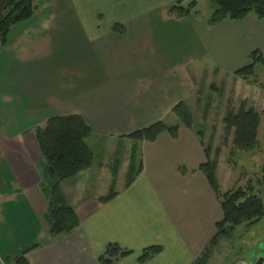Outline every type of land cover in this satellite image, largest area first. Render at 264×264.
Here are the masks:
<instances>
[{
    "label": "crops",
    "instance_id": "obj_1",
    "mask_svg": "<svg viewBox=\"0 0 264 264\" xmlns=\"http://www.w3.org/2000/svg\"><path fill=\"white\" fill-rule=\"evenodd\" d=\"M178 2L184 8L194 1L36 0L32 17L9 29L0 44V261L15 264L13 258L36 243L41 245L25 255L26 264H99L109 246L130 253L114 264H140L152 247L161 253L144 264H194L208 248L221 220L212 221L211 237L196 236L192 228L211 208L217 218L222 213L198 167L210 161L218 186L221 177L229 181L233 132L225 137L223 120L242 104L254 107H248L249 84L239 79L224 107L202 95L219 94L209 79L201 86L199 77L219 76V61L210 53L222 45L198 36L215 30L212 14L205 18L194 7L188 17L171 16ZM254 90L263 112L264 90ZM179 103L192 116L190 129L172 114ZM68 116L90 128L85 143L93 161L91 146L110 141L125 145L124 165L103 161L93 172L92 163L63 180L60 188L79 226L49 239L39 188L44 160L34 133L50 119ZM157 123L177 127V137L164 133L152 143L128 137ZM263 128L260 123L257 135ZM132 154L141 171L125 188ZM177 197L188 207L175 213Z\"/></svg>",
    "mask_w": 264,
    "mask_h": 264
},
{
    "label": "trees",
    "instance_id": "obj_2",
    "mask_svg": "<svg viewBox=\"0 0 264 264\" xmlns=\"http://www.w3.org/2000/svg\"><path fill=\"white\" fill-rule=\"evenodd\" d=\"M210 2L215 8L209 20L211 26L226 19L241 22L250 13L264 21V0H210ZM194 7V2L184 8L180 7V2H178L171 8L169 14L178 18L188 17ZM35 11L36 0H0V44L4 43L12 26L30 19ZM113 31L122 33L124 29L114 27ZM250 58L251 64L236 71L235 75L246 79L253 74L256 64L264 68V57L257 51L253 52ZM172 114L187 129L191 128L193 120L185 104L176 105ZM261 120L264 124V113H257L253 109L247 110L244 104L240 105L236 113L232 112L225 117L223 120L225 137L227 138L233 132L228 163H231V157H234L235 154L250 153L258 149L260 143L257 139V130ZM177 130V127L169 128L157 123L128 137L152 143L164 133L175 139ZM34 136L44 160L41 169L42 180L39 185L47 205L44 221L47 226L48 238L54 239L70 234L79 226L73 209L65 201L60 183L90 169L93 163V153L85 142L91 137V130L81 118L68 116L50 119L42 128L35 131ZM140 171L141 166L135 169L134 155L132 154L125 178V188L132 184L134 176ZM198 171L206 177L222 213L221 221L215 224L216 232L211 238L208 248L215 247L221 238L230 236L235 228L243 225H256L264 218V202L259 190L255 192L251 186L245 189L237 187L221 194L216 178V165L207 161L198 167ZM258 180L257 184L260 189L264 185V175ZM112 197L111 194L100 202H106ZM40 245L36 243L22 249L13 258L14 263L26 264L25 255ZM160 253L161 249L158 247L148 248L143 251L138 262L140 264L147 263ZM129 255V252H123L116 246H109L104 256L99 259V264H114L118 258Z\"/></svg>",
    "mask_w": 264,
    "mask_h": 264
},
{
    "label": "rangeland",
    "instance_id": "obj_3",
    "mask_svg": "<svg viewBox=\"0 0 264 264\" xmlns=\"http://www.w3.org/2000/svg\"><path fill=\"white\" fill-rule=\"evenodd\" d=\"M192 1L196 3L194 10L201 13L205 18L211 15L215 9L210 0ZM214 27L215 30L210 32L209 35L199 32L198 36L204 40H209L211 46H215V44H219V42L220 45H222L219 53H214V56H212L213 53H210V56L213 59L219 61V76H213L212 78L208 76V78H206L205 75H201L199 78L202 79L200 80L201 86L206 85V79H209L211 83H214L215 87L219 89V94L215 96L212 92L205 91L202 95L206 98L210 96L213 101L211 103L215 102L217 105H220L219 107H224L227 98L231 97L230 95H232L233 90H235L233 80L235 79L237 81L239 79L238 81L248 83L249 85L247 86H250L249 95H252V101L248 103V107H254V110L257 113H264V111L262 112L263 108L260 99L255 97L254 90L261 91V89L264 88V68L261 65L256 64L253 69V74L246 79L239 77L238 75H230L233 70L238 71L249 66L251 64L250 56L253 52L257 51L264 57V21L257 19L254 14L250 13L241 22L226 19L221 23L216 24ZM220 89L222 90L220 91ZM231 100L229 102H231ZM252 102L254 104H252ZM261 124L264 126L263 120H261ZM169 125L174 126L176 123L171 122ZM257 138L260 143L258 149L250 153L235 154L234 157H231V163H228L227 161L228 168L232 169L233 173L227 182L221 177L219 184L221 194H224L233 188L241 187L242 189H245L248 186H251L255 192L258 190L260 191V196L264 202V192L262 193L263 187L259 189L257 184L259 182L258 179L264 175L263 129L258 132ZM227 146L228 141L225 139L222 143V147L227 148ZM91 148L94 151L93 172L96 170V166L103 161H108L107 163H110L111 166H115L119 163L121 166L124 165V160H121L126 152L124 144H121L120 146L110 141H98L91 146ZM176 200L175 213H178L177 211L179 209L184 210L185 207L187 209L188 204L186 199L177 197ZM197 206L195 211L197 214H200V209L202 208H200L201 203L198 202ZM217 213L215 209L212 208L210 209L209 214L204 212L200 217L203 218V221L198 222V227L196 226L192 228L194 231L192 234L196 235L198 232L201 237H205L210 233L211 237L215 232L211 226L212 221L215 219L218 222L222 219V217L217 218ZM191 215L192 217L190 218L193 225L196 223L197 217L194 216L192 212ZM237 263L264 264V218L256 225H243L235 228L230 236L227 238H221L215 247L205 249L201 258L197 259L194 264ZM0 264H6V262L1 260Z\"/></svg>",
    "mask_w": 264,
    "mask_h": 264
},
{
    "label": "water",
    "instance_id": "obj_4",
    "mask_svg": "<svg viewBox=\"0 0 264 264\" xmlns=\"http://www.w3.org/2000/svg\"><path fill=\"white\" fill-rule=\"evenodd\" d=\"M238 264V263H237Z\"/></svg>",
    "mask_w": 264,
    "mask_h": 264
}]
</instances>
